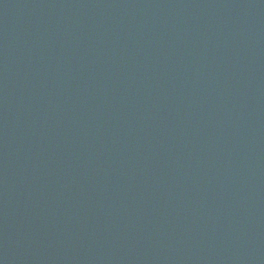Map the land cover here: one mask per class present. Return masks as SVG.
Returning a JSON list of instances; mask_svg holds the SVG:
<instances>
[{
  "label": "water",
  "instance_id": "water-1",
  "mask_svg": "<svg viewBox=\"0 0 264 264\" xmlns=\"http://www.w3.org/2000/svg\"><path fill=\"white\" fill-rule=\"evenodd\" d=\"M0 264H264V0H0Z\"/></svg>",
  "mask_w": 264,
  "mask_h": 264
}]
</instances>
